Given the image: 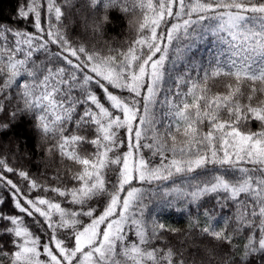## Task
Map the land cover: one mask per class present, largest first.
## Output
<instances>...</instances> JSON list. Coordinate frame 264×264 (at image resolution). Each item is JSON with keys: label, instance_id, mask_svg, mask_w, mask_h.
Masks as SVG:
<instances>
[{"label": "snow or ice", "instance_id": "snow-or-ice-1", "mask_svg": "<svg viewBox=\"0 0 264 264\" xmlns=\"http://www.w3.org/2000/svg\"><path fill=\"white\" fill-rule=\"evenodd\" d=\"M14 15L0 133L27 116L43 156L32 172L27 141L0 145V264H264V0H22Z\"/></svg>", "mask_w": 264, "mask_h": 264}, {"label": "trees", "instance_id": "trees-1", "mask_svg": "<svg viewBox=\"0 0 264 264\" xmlns=\"http://www.w3.org/2000/svg\"><path fill=\"white\" fill-rule=\"evenodd\" d=\"M21 2L22 0H0V22L6 24H22V22L16 20L14 15L17 4ZM125 28L126 22L123 16L119 13H113L112 23L106 28V38L111 39L114 37L117 40L123 39ZM198 54L206 57L208 55L207 46H202L198 49ZM25 141H27V151L31 154V159L26 158L18 163L20 166L28 167L32 172H38L42 167V162L39 158L43 156V151L42 149L40 151L36 150L35 145L38 143V135L32 127V121L27 116H21L6 133H0V145L19 142L23 150ZM164 218L173 227H178L182 230L187 228L188 220L180 213L168 211L164 214ZM255 259V257L252 258L253 264H255Z\"/></svg>", "mask_w": 264, "mask_h": 264}]
</instances>
